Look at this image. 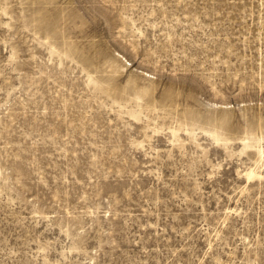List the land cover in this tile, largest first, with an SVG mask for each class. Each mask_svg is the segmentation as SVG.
Segmentation results:
<instances>
[{"label": "rangeland", "instance_id": "rangeland-1", "mask_svg": "<svg viewBox=\"0 0 264 264\" xmlns=\"http://www.w3.org/2000/svg\"><path fill=\"white\" fill-rule=\"evenodd\" d=\"M0 264H264V0H0Z\"/></svg>", "mask_w": 264, "mask_h": 264}]
</instances>
